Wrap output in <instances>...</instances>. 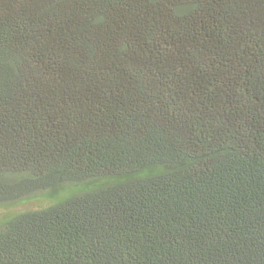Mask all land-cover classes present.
I'll use <instances>...</instances> for the list:
<instances>
[{"label": "trees", "instance_id": "1", "mask_svg": "<svg viewBox=\"0 0 264 264\" xmlns=\"http://www.w3.org/2000/svg\"><path fill=\"white\" fill-rule=\"evenodd\" d=\"M0 207V264H264V0H0Z\"/></svg>", "mask_w": 264, "mask_h": 264}, {"label": "rangeland", "instance_id": "2", "mask_svg": "<svg viewBox=\"0 0 264 264\" xmlns=\"http://www.w3.org/2000/svg\"><path fill=\"white\" fill-rule=\"evenodd\" d=\"M38 205L37 201L34 202H29V203H25V204H20L15 206L14 208H12L13 211H17V210H23L26 208H35ZM6 212V209L4 207H0V218L2 217V215Z\"/></svg>", "mask_w": 264, "mask_h": 264}]
</instances>
